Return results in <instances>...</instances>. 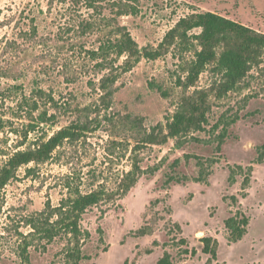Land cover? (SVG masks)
I'll return each instance as SVG.
<instances>
[{
    "label": "rangeland",
    "instance_id": "374dc122",
    "mask_svg": "<svg viewBox=\"0 0 264 264\" xmlns=\"http://www.w3.org/2000/svg\"><path fill=\"white\" fill-rule=\"evenodd\" d=\"M119 1L0 0V168L14 153L61 129L77 124L83 129L46 163L20 168L3 190L0 264H66V242L56 239L45 246L29 219L47 202L58 206L77 188L107 194L82 217L81 227L90 237L83 246L89 259L80 264H157L165 253L173 264H207L203 237L218 241L212 264H264V161L257 163L264 146V61L253 68L243 89L221 99L210 94L204 131L135 153L139 131L166 125L185 95L210 90L218 78L209 68L194 87L180 86L187 76L184 61L192 53L175 48L156 61L132 59L128 71L121 67L126 57L110 70L93 53L117 39L119 27L130 32L140 51L157 48L181 18L201 12L264 33V0H138V14L123 17L115 5ZM112 73L117 79L106 105L102 81ZM38 90L45 98L36 96ZM26 99L31 106L37 102L33 117ZM231 121L217 153V138ZM186 155L217 161L206 183L192 181L199 168ZM136 159L144 172L122 196L121 181ZM237 166L244 173L230 184V168ZM249 167L253 172L243 197ZM174 172L190 180L165 185L167 174ZM238 211L250 219L248 233L229 244L225 221ZM142 227L150 235L135 236Z\"/></svg>",
    "mask_w": 264,
    "mask_h": 264
},
{
    "label": "trees",
    "instance_id": "16d2710c",
    "mask_svg": "<svg viewBox=\"0 0 264 264\" xmlns=\"http://www.w3.org/2000/svg\"><path fill=\"white\" fill-rule=\"evenodd\" d=\"M137 3L138 0L115 2L119 10L118 16L138 14ZM118 29L120 36L117 39L103 43L100 48L101 53L93 52L94 55L100 56L102 60L100 65L107 63L111 67L110 70H113L117 60L123 57L127 59L121 67L128 71L132 59L138 61L143 57L146 60L156 61L165 56L172 48H175L181 54L192 53V58L184 61L183 69L187 76L184 80H180V86L184 85L188 89L194 87L201 74L209 68L218 78L210 90H195L192 94L185 95L181 99L177 111L166 125L160 124L151 131H139L135 153L143 147L164 145L169 139H174L180 143L192 133L204 131V126L208 124L207 115L211 109L210 94L214 92L216 97L221 99L231 92L243 89L244 82L250 72L254 67L262 65L264 61V33L213 12L193 13L181 18L168 31L157 48H145L143 51L139 50L138 44L125 27ZM116 79L117 75L112 73L102 81L103 89L106 91L102 100L106 105L110 104L113 95V90H110L109 87L111 83H115ZM36 96L45 98V92L38 90ZM26 100V105L31 106L30 101ZM32 105L29 113L33 117V111L38 110L37 102L32 101ZM40 117L41 121L45 123V113H42ZM233 123L235 121L225 123L226 126L222 134L218 136L217 153L221 151L225 142L227 127ZM77 130L83 131L78 124L69 126L61 129L49 140L40 141L33 148L14 153L0 168V201L3 190L15 179L20 168L29 164L46 163L64 142L78 139L80 132ZM194 140L199 141L196 138ZM258 155L257 163L261 164L264 161V146L259 148ZM185 158L186 160H196L199 168L197 176L192 181L206 183L212 175V167L217 161L192 155H186ZM176 167L177 164L173 165V168ZM244 170L242 166L230 168L229 183L234 184L236 177L244 173ZM143 172L138 159H136L131 171L121 181L122 196H126L137 185ZM247 172L248 176L243 183V197L246 196L245 190L249 186L253 168L249 167ZM176 174L175 172L167 174L165 185L182 184L190 180L187 176ZM105 199H107V194L104 190H91L89 193H82L77 188L64 197L58 206H53L47 202L43 211L36 213L29 219V224L36 235L41 236V239L45 241V246L50 245L56 239L64 240L66 244L63 253L66 264H80L89 259L83 255V246L90 237V234L83 231L81 227L82 217L88 210L101 205L106 201ZM231 200L234 205L238 204L237 197L233 196ZM249 224L250 219L240 211L228 218L225 221V227L229 234V244H236L241 241L248 233ZM134 235L145 237L150 235V230L147 227H142L134 232ZM200 242L202 253L209 257L207 264L217 261L218 241L212 237H203ZM192 254L195 255L196 251H193ZM25 262L29 263L28 256L25 257ZM157 264H173L171 255L165 253Z\"/></svg>",
    "mask_w": 264,
    "mask_h": 264
}]
</instances>
